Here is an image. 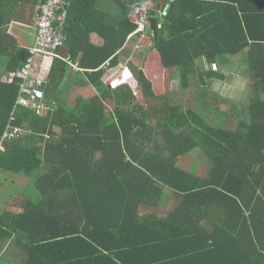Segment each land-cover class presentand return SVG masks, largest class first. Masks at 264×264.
Here are the masks:
<instances>
[{"label": "trees", "instance_id": "16d2710c", "mask_svg": "<svg viewBox=\"0 0 264 264\" xmlns=\"http://www.w3.org/2000/svg\"><path fill=\"white\" fill-rule=\"evenodd\" d=\"M67 1L63 59L25 107L5 77L31 56L10 31L27 0H0V139L12 116L23 129L0 151V195L15 187L18 206L0 213V254L22 256L0 264H264V0H153L141 50L129 15L149 0H114L119 16ZM125 57L135 90L103 78ZM162 71L179 86L157 94ZM166 190L169 213L141 215Z\"/></svg>", "mask_w": 264, "mask_h": 264}, {"label": "built area", "instance_id": "2783aa9c", "mask_svg": "<svg viewBox=\"0 0 264 264\" xmlns=\"http://www.w3.org/2000/svg\"><path fill=\"white\" fill-rule=\"evenodd\" d=\"M68 6L66 0H38V13L35 18L37 36L33 47L30 49L31 56L27 57L21 69L11 74L9 80L18 79L21 81V94L17 105L30 107L32 104H36V100L43 98L42 87L45 79L39 74L40 70L35 64V57H59L57 52L66 41L64 24L68 17ZM150 17L149 8L138 7L135 10L134 6L131 10L130 20L136 28L129 35L128 40L133 37L137 38V50H141L144 45L146 46V42L150 41L148 35ZM65 60L68 62L67 59ZM70 65L73 69L77 68L72 63ZM13 121L14 117L12 116L0 139V151L3 149V143L17 138L23 132V129L15 126Z\"/></svg>", "mask_w": 264, "mask_h": 264}, {"label": "crops", "instance_id": "0c3cea01", "mask_svg": "<svg viewBox=\"0 0 264 264\" xmlns=\"http://www.w3.org/2000/svg\"><path fill=\"white\" fill-rule=\"evenodd\" d=\"M95 1H96V3L98 2V4H95V6L98 7L99 9H101V10H103L105 12L109 11L111 14L113 12V13H115L114 15L119 16V11L114 10V9H116V6H114V0H95ZM151 1H153V0H149L148 2H151ZM66 2H68V1L66 0ZM68 4H69V6H68V14H69L70 3L68 2ZM158 7H159V5H158ZM37 12H38V2H37V0H27V3H22L21 2L20 3L21 17H20L18 23L16 22V23H13L11 25V30L10 31L12 32V34H15V37H17L20 40V43L24 47L32 46L34 44V42H35V39H36V36H37V31H36V28H35V23H34L35 19L34 18L36 16ZM67 20H68V17L66 19V22H65L64 26H66ZM67 26H70V31H73V30L77 29V27L72 23V21H69V24ZM65 37H66V41H67L66 33H65ZM91 42L93 44H97L99 46L103 45V40L100 39L97 36V34H95V33L92 34ZM63 50L64 49H62V50L60 49L61 52H59L62 55L64 54V52H62ZM80 57H81V54H80L79 58ZM65 59H67L68 61H71V63L77 67L76 69H78V71L79 70L83 71V70H81L79 68L78 61L77 62H72V60L69 57V55L67 57H65ZM40 61L43 62L46 66H48L49 69L52 68V61L49 58L40 57ZM124 64H126V57L124 58V60L119 62L118 66H115L111 70H107L106 73H111V74H113L115 76H119L118 71H120V66L121 65L124 66ZM3 66H4V63L2 61H0V68H3ZM5 75L3 77H5ZM91 89H89V87L77 88V93L89 96L91 94L90 93ZM171 194L172 193H171L170 190H166L164 198H163L162 202L159 204V206H157V207H145V208L142 209L141 215H143V216H153V217H154V215H157L158 218L166 216L169 213V211L171 210V208H173V206H172L173 200H172ZM5 250H6V247L4 248L3 252L0 254V260H4L2 258V255L5 253Z\"/></svg>", "mask_w": 264, "mask_h": 264}, {"label": "rangeland", "instance_id": "374dc122", "mask_svg": "<svg viewBox=\"0 0 264 264\" xmlns=\"http://www.w3.org/2000/svg\"><path fill=\"white\" fill-rule=\"evenodd\" d=\"M138 7H142V8H149V7H153V1L151 2H144L143 4L141 5H136L135 6V10L138 9ZM116 10V9H114ZM152 42L151 40L150 41H147L146 42V47H149L151 46ZM137 54V53H136ZM138 57L140 58V55L138 54V56H136V58L138 59ZM141 60V59H140ZM143 62V61H142ZM132 62L129 60L128 63H127V66L126 67L128 70L126 71L124 68L123 65L120 66V71H118V74L119 76H115L111 73H106L104 75V80L107 84H113L114 86H118L120 84V82H126L128 83L130 86H132V88L135 90L136 89V86L139 84L138 83V80H137V74H136V70H135V66L134 65H131ZM142 64L140 62V65L138 67L141 68ZM146 73H147V77L149 79H152V74L153 72L150 71V69H146L145 70ZM132 75H130V73ZM162 73V77L161 79H163L162 81H160L159 83H156V85H154V88H155V91L157 94H160V93H163L165 90L167 89H174L176 87L179 86V78L172 74V73H164L163 71L161 72ZM237 75H238V72H236ZM236 75H234L235 77ZM243 77V76H242ZM239 78V76H238ZM160 78H158L157 80H159ZM234 80V79H233ZM240 80V78H239ZM241 81V80H240ZM238 81V82H240ZM220 86V84H219ZM236 86V85H235ZM91 89V88H89ZM238 90V87L235 88V91ZM93 89L90 90V93H92ZM137 98H138V101L140 103H142L143 105L146 104V107L149 109L150 107H153L154 105H156L157 103L156 102H152L150 103L148 100L145 101L144 99V96H142V93L141 91L138 92V95H137ZM193 157H196L199 165H207V161L206 159L204 158V156H196L195 153L193 154ZM15 191V187H11L9 188L8 184L7 185H4L3 188L1 189V196H0V213H2L3 211H5L4 208H8V209H11L10 207H14L17 208V204H15V200H13V193ZM8 199V201H7ZM6 206V207H5ZM6 247V250H5V253L2 255V258L4 260H6L7 262L11 263L13 262L14 260H18L19 257L22 256V252L19 250V248L14 244V242H9L7 243V245L5 246Z\"/></svg>", "mask_w": 264, "mask_h": 264}, {"label": "clouds", "instance_id": "9594fccd", "mask_svg": "<svg viewBox=\"0 0 264 264\" xmlns=\"http://www.w3.org/2000/svg\"><path fill=\"white\" fill-rule=\"evenodd\" d=\"M37 2H38V0H37ZM149 9L150 10H152V9H154V10H159V8L157 7V6H155V4H153V7H149ZM38 13V12H37ZM37 15V14H36ZM152 17V16H151ZM151 17H150V19H151ZM35 18H36V16H35ZM34 18V19H35ZM35 23V22H34ZM35 28H36V26H35ZM150 29H151V22H150ZM36 31H37V29H36ZM154 36V35H153ZM66 42V41H65ZM151 42H152V40H151ZM65 44V43H64ZM64 46V45H63ZM62 46V47H63ZM31 48L33 47V45L32 46H30ZM61 47V48H62ZM152 47V44H151V46H149V48H151ZM60 48V49H61ZM60 49L58 50L59 52H60ZM57 54H58V52H57ZM59 55V54H58ZM24 57H25V55H24ZM57 58H62L60 55H59V57H50L49 59L52 61V65H53V62L55 61V59H57ZM63 59V58H62ZM26 61V60H25ZM25 61H24V63H25ZM35 64L37 65V67H38V69L40 70L39 71V74H40V76H42V77H44V79H45V82H44V85H43V87L42 88H44V86H45V84L47 83V81H48V78H49V74H50V70L51 69H49L48 68V66H46L43 62H41L40 61V57H35ZM24 65V64H23ZM23 67V66H22ZM17 72V71H16ZM12 73H14V72H12ZM12 73H9L6 77H5V79H9L10 80V77H11V74ZM14 80H18V79H14ZM13 80V81H14ZM13 81H9V82H13ZM19 83H21V81H19ZM21 94V86H20V92H19V95Z\"/></svg>", "mask_w": 264, "mask_h": 264}, {"label": "water", "instance_id": "95a60500", "mask_svg": "<svg viewBox=\"0 0 264 264\" xmlns=\"http://www.w3.org/2000/svg\"><path fill=\"white\" fill-rule=\"evenodd\" d=\"M164 3L167 4L166 0ZM150 22H151V30L153 32V35L155 38H157V35H158L157 19L154 17H151Z\"/></svg>", "mask_w": 264, "mask_h": 264}]
</instances>
